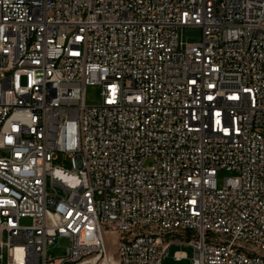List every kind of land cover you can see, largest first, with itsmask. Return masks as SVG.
Returning <instances> with one entry per match:
<instances>
[{"label": "built area", "instance_id": "1", "mask_svg": "<svg viewBox=\"0 0 264 264\" xmlns=\"http://www.w3.org/2000/svg\"><path fill=\"white\" fill-rule=\"evenodd\" d=\"M176 243L264 264V0H0V264Z\"/></svg>", "mask_w": 264, "mask_h": 264}, {"label": "rangeland", "instance_id": "2", "mask_svg": "<svg viewBox=\"0 0 264 264\" xmlns=\"http://www.w3.org/2000/svg\"><path fill=\"white\" fill-rule=\"evenodd\" d=\"M182 36L188 37V38H197L198 37V33L196 31L193 30H188V31H184L182 32ZM99 88L96 85H88L85 88V94H84V103L86 106H94L96 104H98L99 102ZM150 164L149 161H147L145 163L146 166H148ZM53 165L62 168L63 170H66L68 172H73V167L71 164V160L63 155V154H58L56 156V159L53 161ZM235 175L234 172H229V171H225V170H219L217 172V185L218 187H222V181L223 178L225 177H230ZM69 181H72L69 179ZM23 224H28L29 221L28 220H23L22 221ZM176 240L182 241V242H186V238L181 237V236H175L174 237ZM107 240L111 243V245L114 242V238L111 236L107 237ZM66 246V242L65 241H61V243L59 244V248L53 249L51 251H49V254L52 255H59L62 251L63 248ZM176 251H182L183 253L186 254L187 258L183 259L181 261H175L173 260L172 256L174 254V252ZM193 256V250L190 246L186 245V244H173L169 250H168V256L166 258H164L163 263L162 264H190V259Z\"/></svg>", "mask_w": 264, "mask_h": 264}]
</instances>
